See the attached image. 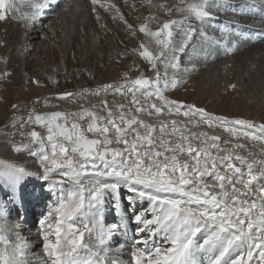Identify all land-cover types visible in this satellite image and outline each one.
Instances as JSON below:
<instances>
[{"label": "snow or ice", "instance_id": "1", "mask_svg": "<svg viewBox=\"0 0 264 264\" xmlns=\"http://www.w3.org/2000/svg\"><path fill=\"white\" fill-rule=\"evenodd\" d=\"M214 3L196 0L180 11L203 21L211 18L209 8ZM13 7V0H0V20H5ZM31 7L35 15L45 3L35 2ZM157 7L169 14L172 11L163 4ZM185 22L168 20L155 31L147 23L140 25L139 31L158 46L155 52L143 42L139 46V56L152 69L174 50L173 26ZM174 60L165 67H174ZM178 83L169 80L166 72L162 77L155 71L153 78L140 75L119 85L65 92L57 98L72 99L83 94L99 97L101 92H111L123 96L128 104L113 102L110 106L104 98L99 100V111L93 104L71 112H32L20 123L21 129L36 125L46 130L22 131L19 134L28 142L14 146L17 152L27 150L37 157L43 171L34 174L0 161V179L12 187L14 195L33 175L49 182L52 190L68 185L67 194L55 205L49 204L39 221L49 264H120L109 255L113 230L104 227L102 206L104 194H118L121 187L131 194L127 200L133 210L138 202L147 201L149 205L140 212L133 211L132 222L141 235L133 245V264H264V160H249L234 151L244 148V144L221 148L220 137L188 130L189 125L198 127L202 123L208 128L223 127L236 139L264 141V124L229 120L169 100L164 93ZM143 116L155 118L157 123ZM162 116L169 119H159ZM174 116L185 117L186 123L181 126L171 118ZM185 155L188 159H181ZM86 236L94 243H88ZM156 237H161L160 243ZM0 243V264H26L28 252L19 237L13 243L0 228Z\"/></svg>", "mask_w": 264, "mask_h": 264}, {"label": "rangeland", "instance_id": "2", "mask_svg": "<svg viewBox=\"0 0 264 264\" xmlns=\"http://www.w3.org/2000/svg\"><path fill=\"white\" fill-rule=\"evenodd\" d=\"M35 2L38 0H21L16 14L13 15L9 11L7 18L0 20V40H3V46L0 44V161L5 165L24 167L34 174L43 171L37 157L29 155L27 150L19 152L14 150L15 145L28 142L26 137L19 134L20 132H27L33 128L42 133L46 132L36 125L20 128V123L26 121L32 112L44 113L53 110L71 112L79 110L81 105L91 107L93 104L97 105L96 111H99V100L109 95L120 98L115 103L128 104V100L123 96L111 92L107 94L101 92L99 97L83 94L65 100L57 98L60 94L79 93L82 89L94 90L103 85H119L126 79H135L140 75L153 78L155 71H159L162 77L166 72L169 80L179 82L164 93L169 100L184 105H194L210 114L229 120L243 119L255 124H264V51H262L264 47L258 49L260 51L247 49L252 45L248 42L243 43L245 37L239 38L247 33L240 32L236 29L237 26L228 23L241 21L246 17L247 10L241 6L243 2L239 0L215 2V12L212 15L224 21L213 17L203 21L190 18L183 25L173 26L171 48L174 49L177 40L183 36L187 37L186 50L181 57L175 54V50L168 51L167 55L158 62L156 69H152L139 56V46L142 42L154 52L158 50L154 40L141 33L139 27L147 23L152 29L153 16L156 29L168 21L167 19L171 20L174 17L176 20H181V14L173 12L172 5L176 0H150V2L149 0H99L95 5L92 0H76L75 6L70 2L63 8L52 10L50 19L43 20L45 23L42 22L41 31L40 22L38 35L33 39V36L29 37L26 34L27 37L20 42L17 39L19 31L15 32V29L25 19L24 13L33 10L31 5ZM162 4L171 8L170 14L164 8L157 7ZM111 5H115V8H110ZM120 16H123V20ZM189 28L194 31L189 32ZM11 33L15 34L13 39L9 37ZM174 41L176 43L173 45ZM13 45L19 46L16 59L11 56ZM27 46L33 47V51L26 56L27 52L23 50ZM173 57H175V66L166 68L165 65ZM190 67L195 69H189ZM86 97L89 99L85 100ZM73 99L79 101H71ZM44 100L54 102L55 105H47L49 109L42 107L41 103ZM13 105L16 107L13 108ZM163 117L169 119L168 116ZM171 118L183 122L182 126L186 123V118L183 116ZM13 124L16 126L13 127ZM202 128L208 129L204 124ZM219 128L224 133V141H229L228 148H231L232 144L240 143L245 147L235 150L241 151L243 156L247 155V158L252 159H260L264 156V141H253L243 137L236 139L225 132L223 127ZM35 147L33 146V150ZM260 160H264V157ZM31 177L37 178L36 175ZM31 177L28 181H33ZM41 181L48 190L46 193L40 195L41 191L43 192L42 185L32 183L31 186L27 185L28 191L23 194V197L29 200L34 197L39 198L32 204L34 213L30 212L29 216L32 223L34 222L33 230L36 229L39 234L36 244L40 243V248L32 251L31 256H34V259L26 264H35V262L49 264L42 248L40 235L42 229L39 221L43 214L48 212L49 204L55 205L61 196L67 194L68 185L56 186L52 190L49 182ZM119 192L122 196L117 198L110 195L111 192H106L111 198L110 208L113 209L114 203L118 204L122 201V210L128 213L133 209L127 200L131 194L125 188H121ZM19 203L12 187L5 180L0 179V209H2L0 226L4 229L3 235L13 243L14 234L10 232L12 227L19 225V218L23 220L27 216L21 215L19 211L17 214L10 210V206ZM117 208L120 210V206ZM141 208V205L136 204L134 211L139 212ZM130 223L127 222L128 226L125 225V229L133 232V236L129 239L130 243L123 256L119 252L110 255L112 258L121 259L123 264H133L131 257L134 251L133 245L141 238V235L135 233L137 226L133 224L131 227ZM107 224L113 222L110 220ZM155 240L160 243L161 237H156ZM0 246L3 247V244L0 243ZM161 246L166 248L170 245Z\"/></svg>", "mask_w": 264, "mask_h": 264}, {"label": "bare ground", "instance_id": "3", "mask_svg": "<svg viewBox=\"0 0 264 264\" xmlns=\"http://www.w3.org/2000/svg\"><path fill=\"white\" fill-rule=\"evenodd\" d=\"M20 1L21 0H13V3H14V7H13V9L11 10V13L14 15V14H16V11H17V9H18V7H19V5H21V4H19L20 3ZM24 1V0H23ZM39 1V0H38ZM82 1V0H81ZM178 0H176V2H177ZM246 1H249V0H246ZM228 4V3H227ZM23 6V5H22ZM238 6V5H237ZM30 8V7H29ZM32 8V7H31ZM161 8V7H160ZM211 8V7H210ZM20 9H21V6H20ZM51 11L52 10H46V8L45 7H43L39 12H38V14H35V15H33V13L34 12H36V10L35 9H33L32 10V16H31V18H30V20L28 21V24L29 25H31V26H33V28H32V32H31V34L30 35H32L33 36V39L38 35V31H39V26H40V22H41V27H40V31H41V29H43L42 27V22H43V20H47V19H50V16H51ZM54 11V10H53ZM57 14V13H56ZM53 15V14H52ZM47 16V17H46ZM60 16V15H59ZM46 17V18H45ZM42 18V19H41ZM52 18H53V16H52ZM190 18H193V16L192 15H189L188 17H186L185 18V20H188V19H190ZM22 19V18H21ZM167 20H169V19H167ZM171 20H176V18H172ZM53 21V20H52ZM23 20H22V22H21V25L19 26L18 25V27L15 29V32H18V37H19V35H20V33L21 32H25L26 31V29H24L23 28ZM43 23H45V22H43ZM151 26H152V29H153V31H155L156 30V25H155V21L154 20H152L151 21ZM234 26H237L238 28H241V27H239L240 25L239 24H234ZM245 32H247V33H249V35H250V31H251V29L250 28H248V27H245ZM212 32H213V30H212ZM212 32H210V33H212ZM249 35H247V34H244V35H242L241 37H239L240 39L241 38H243V37H245L244 39H243V43H246V42H248V44H250V45H252L251 47H249V48H247V49H249L250 51L251 50H258V49H260L261 50V48H263L264 47V38H261V39H257V40H251L250 38H249ZM9 37H10V39L12 38L13 39V37H15V34L14 33H11L10 35H9ZM18 37H17V39H18ZM27 36H25V38H26ZM246 37H248V38H246ZM14 43V42H13ZM174 43H176V41H174L173 42V45H174ZM0 44H1V46H3V40L1 39L0 40ZM15 44V43H14ZM247 44V45H248ZM237 46V45H236ZM17 48H19V46L18 45H13L12 46V48H11V51H12V55L11 56H13L15 59H16V57H17ZM30 50H28L27 51V53H26V56L27 55H29V54H31V51H33V47H30L29 48ZM260 50H258V51H260ZM257 51V52H258ZM262 51H264V50H262ZM248 53H250L251 54V52H248ZM10 62V61H9ZM12 62V61H11ZM11 64V63H10ZM189 69H195L194 67H190ZM87 99H89V97H86L85 98V100H87ZM104 99V98H103ZM106 99L109 101V103H113V102H115V101H117V100H120V98L119 97H113V96H106ZM125 99V98H124ZM47 102H45V100L41 103V106L42 107H47V105H55V103L54 102H51V101H48V100H46ZM71 101H74V102H78L79 100L78 99H76V100H71ZM48 108V107H47ZM49 109V108H48ZM47 109V110H48ZM45 110V109H44ZM50 111H52V110H50ZM54 111V110H53ZM47 112V111H46ZM166 117V116H165ZM181 117V116H180ZM143 119H145V120H148L149 122H151V123H157V119H155V118H150V117H145V116H143L142 117ZM164 119V117L162 116V117H160L159 119ZM167 118V117H166ZM175 119V118H174ZM183 119V118H182ZM164 120H168V119H164ZM179 120H180V118H179ZM179 122V121H178ZM181 123H183V122H181ZM182 126V125H181ZM189 132L190 133H200V132H206L209 136H218V137H220L221 139H220V141H221V144H220V147L221 148H228L227 146H228V144H224L222 141H224V133L221 131V128H219V127H213V128H208V129H203L202 128V123L198 126V127H192V126H190L189 127ZM157 135H159V133H157ZM223 135V136H222ZM194 145H196V144H198V141L197 140H192L191 141ZM113 146H116V145H113ZM122 147V146H121ZM234 151H236L235 149H234ZM237 153H239L240 155H243L242 153H241V151L240 152H238V151H236ZM244 152V151H243ZM247 156V155H246ZM252 156V155H251ZM258 156V155H257ZM261 157H264V156H261ZM261 157H260V159H261ZM181 159H188V157L185 155V156H182L181 157ZM249 160H256V159H252V158H248ZM31 178H33V181L32 180H30L29 182V184H30V186L32 185V183H40L39 185L41 186L42 185V187H43V192L41 191V193H40V195H42V194H44V193H46L48 190L46 189V187H45V184L44 183H42V181H41V179H38V178H35V177H31ZM208 182L209 183H212V181H211V179H209L208 180ZM121 188H123V187H121ZM120 188V189H121ZM25 189H27V187L25 188ZM120 191V190H119ZM5 194L4 192H1V194ZM16 194V196H18V199L21 197L18 193H15ZM39 195V196H40ZM108 195V196H107ZM106 195V193L104 194V197H103V206H102V213H103V219H110L112 222H113V224L114 225H116V226H118L117 227V232H118V230H121L122 232H123V228H125V225H127V222H129L130 223V221H132V217H133V209H131V210H129L128 211V213H126L124 210H122V206H123V202L122 201H120L118 204H117V207H119L120 206V210L116 207L115 208V210H113L114 209V207H113V209L112 208H110L111 206H112V202L110 201V195H113V193L111 192L110 193V195L109 194H107ZM106 196V197H105ZM120 196H122V193L120 194V192H118V194H116L115 196H114V198H117V197H120ZM112 197V196H111ZM121 199V198H120ZM27 200V199H26ZM148 205L147 204H145L144 203V205L142 206V208L141 209H144V208H146ZM138 207V206H137ZM117 209L119 210L118 212H117ZM123 209H125V208H123ZM10 210H13L15 213H17L18 214V207L17 206H13V207H11L10 206ZM31 213H32V210H31ZM121 217H123L124 219H123V221L121 220ZM20 219V218H19ZM19 222H20V220H19ZM20 224H22L21 222L19 223V225ZM134 223L133 222H131L130 223V225H131V227H132V225H133ZM18 225V226H19ZM135 225V224H134ZM31 226H32V224H31ZM128 226V225H127ZM16 227L17 226H13L12 227V230L10 231L12 234H13V231L16 229ZM0 228H1V226H0ZM13 228H14V230H13ZM137 228V227H136ZM3 229V228H2ZM4 230V229H3ZM36 230V229H35ZM41 233V232H40ZM24 234L25 233H21V236H20V239H21V241L23 242V239H24ZM116 235V234H115ZM141 237V236H140ZM12 239H14V243L17 241V237H13ZM89 238H85V240L88 242V243H94V240L93 239H89ZM158 242V241H157ZM35 244H36V242H35ZM36 245H38V244H36ZM1 247V246H0ZM30 253H33L32 252V250L30 251ZM117 260H118V258H117ZM31 261V260H30ZM29 261V262H30ZM119 261V260H118ZM120 262V264H123L122 262L123 261H119ZM42 263V262H41Z\"/></svg>", "mask_w": 264, "mask_h": 264}, {"label": "clouds", "instance_id": "4", "mask_svg": "<svg viewBox=\"0 0 264 264\" xmlns=\"http://www.w3.org/2000/svg\"><path fill=\"white\" fill-rule=\"evenodd\" d=\"M221 1H225V0H215V2H221ZM239 1L243 2L241 6L246 8L247 15L241 21H231L228 23H230L232 25H234V24L241 25L243 23H247L248 24L247 27L251 29L250 35H249V33L245 32V30H244L245 27L243 28V30L241 32L247 33V35H249L251 40H257L259 35H260V32L264 30V1L263 0H249V1L239 0ZM38 2H41V0H39ZM72 2H73L74 6L77 5L76 0H74ZM194 2H196V0H178L177 2H173V5H172L174 8L173 12H179L181 14V20H185L186 17H188L189 15H192V14L190 12H187V11H180V9H183L186 7L187 4H191ZM248 8H250V11H248ZM209 11L211 13V17H213L215 19H220V18L212 15V13L215 12L214 4L211 6V8H209ZM24 15H25V19L23 20V22H24L23 28L26 29V31L20 33V35L18 37V41H20V42L23 40V38L26 36V34H28L29 37L32 36L30 34L32 32L33 26L30 29H28L26 27V24L28 23V21L30 20V18L32 16V10L26 11L24 13ZM220 20L224 21L222 19H220ZM225 22H227V21H225ZM236 29H240V28H236ZM253 32H255L257 35L254 34ZM260 38H263V37L260 36ZM186 41H187V37H183V36H181V38L177 40V43L174 46V50H175L176 55H178L180 57H181V55H184V52L186 50ZM28 50H30V49L27 46L23 51L27 52ZM27 200H29V199H27ZM33 248H35L34 250L39 249L40 243H38V245L35 244V246ZM32 259H34V257Z\"/></svg>", "mask_w": 264, "mask_h": 264}, {"label": "water", "instance_id": "5", "mask_svg": "<svg viewBox=\"0 0 264 264\" xmlns=\"http://www.w3.org/2000/svg\"><path fill=\"white\" fill-rule=\"evenodd\" d=\"M221 139V138H220Z\"/></svg>", "mask_w": 264, "mask_h": 264}]
</instances>
